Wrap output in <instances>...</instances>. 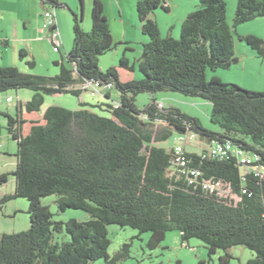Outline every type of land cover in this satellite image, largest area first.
Here are the masks:
<instances>
[{
	"label": "trees",
	"instance_id": "trees-1",
	"mask_svg": "<svg viewBox=\"0 0 264 264\" xmlns=\"http://www.w3.org/2000/svg\"><path fill=\"white\" fill-rule=\"evenodd\" d=\"M41 2L46 9L64 5L61 0ZM157 8L168 11L167 0L136 3L141 31L148 36L137 58L142 74L138 80L121 82L116 67L103 71L98 66V57L116 45L101 0H92L89 31L82 29L71 11L73 44L64 59L54 61L57 74L36 75L16 66H0V92L22 88L34 92L24 104L28 112L41 109L44 95L79 97L83 90L76 86L86 80L110 82L119 92L117 101H79L76 109L49 105L42 123H33L26 134L17 115L0 110L7 118L8 134L16 141L15 187L13 193L0 197V211L7 201L23 197L30 222L26 230L0 232V264H92L99 258L115 264L127 255L129 244L110 257L107 224L149 232V248L157 247L168 231L177 230L182 241L199 239L209 257L223 250L219 264H229V248L243 245L254 252L245 264H264V175L243 173L235 157L202 158L189 151L184 153L188 166L201 171L197 181L189 184L186 175L172 169L173 148L157 145L171 130L193 132L208 143L228 140L242 146L264 165V92L223 82L217 76L206 78V69H227L238 61L234 37L264 56V39L235 30L241 23L264 17V0H237L234 29L226 21L225 0H199L198 7L181 21L178 38L170 33L161 36L151 17ZM18 55L28 57L24 49ZM25 63L30 69L35 66L33 59ZM119 64L132 69L124 55ZM161 91L209 101L210 120L220 130L205 128L197 117L178 108H164L155 98L143 109L136 106L137 94ZM103 96L110 99L107 91ZM102 106L106 115L91 109ZM6 179V173L0 174V184ZM203 180L229 184L236 199L219 198L203 189ZM52 194L59 211L79 209L90 218L55 220L41 203V198ZM62 231L69 239L59 242L56 234Z\"/></svg>",
	"mask_w": 264,
	"mask_h": 264
},
{
	"label": "rangeland",
	"instance_id": "rangeland-1",
	"mask_svg": "<svg viewBox=\"0 0 264 264\" xmlns=\"http://www.w3.org/2000/svg\"><path fill=\"white\" fill-rule=\"evenodd\" d=\"M65 5L78 6L76 12L79 19H81L80 0H61ZM227 3L226 21L232 27L233 15L237 0H225ZM68 5V8L70 7ZM63 8L56 7V11ZM65 8V7H64ZM71 8V7H70ZM159 13V26L161 36H166L168 33L173 34L175 38L179 37L181 21L178 11L169 13L161 8L155 9ZM154 10V11H155ZM67 14L63 15L62 22L59 19V25L62 33V40L64 41L65 52H69L73 44V16L71 9H64ZM171 22L172 27H168L167 23ZM239 34H254L264 39V17H258L251 21L241 23L235 27ZM148 37V36H147ZM41 43V42H40ZM39 43V44H40ZM115 43V42H114ZM115 47L105 52L98 57V66L105 71L109 67H116L120 80L127 79L138 80L142 78L141 72L137 67V58L142 49L141 43H134L131 49H126V45L115 43ZM64 50L61 48L60 53L54 52L51 45H46L42 48L40 45L36 46L35 66L30 69L26 63V59H21L19 62L20 71L29 72L36 75L53 76L59 72V67L52 61L54 58L60 61L64 59ZM234 50L238 61L232 64L229 68L223 69H206V78L210 79L212 76L219 77L223 82L235 83L240 87L251 90L264 92V56H258L244 41L234 37ZM66 53V54H67ZM127 54L128 64L132 69H127L120 66L119 60L121 56ZM31 59V57H28ZM217 74V75H216ZM219 75V76H218ZM16 90H8L0 92V110L7 111L12 116L15 115L14 104L17 101ZM33 92V91H32ZM31 90L26 88L21 89L22 94H31ZM85 98L88 104H96L102 98L91 96L89 91L85 92ZM118 93L115 88L111 89L110 99H105L108 102L116 100ZM46 103L41 106V111L45 110L48 104L63 106L69 109L79 108V98L70 93H62L57 95H44ZM155 98L156 101L162 104L164 108L175 107L181 112L190 116L197 117L201 124L212 131H219L220 128L211 122V103L205 99L197 96L185 95L173 91H161L156 93H139L135 96V104L138 108L143 109ZM102 108H91L98 114L106 115L107 112ZM40 110L32 111L33 116L40 118ZM23 116L29 120V113L25 108H22ZM7 118L0 115V174L6 173L7 179L0 184V192L5 194L13 193L15 187V177L12 171L16 167V141L11 138L6 130ZM27 123H23V133L26 134ZM191 132H186L190 134ZM179 135L175 130H171V135L164 141L158 142L157 145L170 149L176 145H182L187 151L199 152L202 148L208 145L205 140L201 139L197 134H194L192 140L180 142ZM55 195H48L41 198V203L47 205L53 214L55 220L66 221L70 218L77 220H87L90 218L89 214L79 210L67 208L64 211H59L54 202ZM28 201L23 197H17L7 201L0 211V232L13 233L26 230L29 227V214L27 212ZM107 233L110 243L107 248V253L112 257L120 250L124 243L129 244V251L126 256L121 258L115 264H172L176 260H180L181 264H219V256L223 254V250L218 249L209 257L204 244L197 238L191 237L187 241H182L180 233L177 230H170L166 233L165 238L155 248H149L147 241L149 239V232H138L129 226H119L117 224H107ZM68 234L62 231L56 234V240L59 242L67 241ZM232 258L229 264H245L246 261L254 256V252L243 245H236L228 249ZM109 257V258H110ZM92 264H108L104 258H99L92 262Z\"/></svg>",
	"mask_w": 264,
	"mask_h": 264
},
{
	"label": "crops",
	"instance_id": "crops-1",
	"mask_svg": "<svg viewBox=\"0 0 264 264\" xmlns=\"http://www.w3.org/2000/svg\"><path fill=\"white\" fill-rule=\"evenodd\" d=\"M104 7V14L106 16L109 29L112 35V39L115 43H121L126 45V49H131L134 43H141V45L148 41V37L142 33L140 23L138 20L136 12V3L139 0H101ZM199 0H167L168 12L172 13L178 11L180 14V21H182L191 11L195 10L198 7ZM69 5V4H68ZM63 5L61 10L65 8L77 12L78 6ZM91 6L92 0H81V19L80 25L83 30L89 31L91 28ZM65 7V8H64ZM41 0H0V66H16L20 69L19 62L21 58L18 53L19 50L24 49L28 53V57H31L35 61L36 56V46H41L44 48L46 45H51L53 49V44L48 39L50 35L49 29L42 28V12L46 9ZM56 11V25L60 34V46L57 51L60 53L61 48L63 50L64 41L62 40V33L59 25V19L62 22L63 15H66V11ZM159 13L155 10L151 17L156 20L159 26ZM168 27H172V23H167ZM160 30V26H159ZM172 30V34H173ZM161 33V32H160ZM171 34V35H172ZM41 42V43H40ZM40 43V44H39ZM54 51V50H53ZM56 52V51H54ZM67 52L64 50V55ZM124 56L127 58V54ZM26 59H29V58ZM57 61L56 58L52 60ZM25 71V70H23ZM217 75V74H216ZM219 76V75H218ZM120 80V78H119ZM129 79L125 80L128 81ZM121 82H125L120 80ZM113 89V88H112ZM29 90V89H27ZM17 101L14 104L15 106V115L18 116L21 123V130L23 133V123H27V131L29 132L33 123L38 122L42 123V114L43 111L40 110V118L33 116L32 113H29V120L24 118L22 108L27 100H29L33 93L31 94H22L21 89L16 90ZM86 91L80 93L79 101L88 103L85 98ZM109 96L111 97V89L108 90ZM116 97L117 101L119 99V92ZM62 94L56 93L53 95ZM52 95V96H53ZM99 97V96H96ZM101 100L97 103L107 102V98L101 96ZM46 103V98L44 97V102ZM160 105H162L159 102ZM52 105L48 104L47 106ZM46 106V107H47ZM3 111V110H1ZM7 112V111H5ZM8 113V112H7ZM9 114V113H8ZM11 115V114H10ZM14 115V116H15ZM27 132V133H28ZM24 134V133H23ZM208 145V142H206ZM204 149V148H202ZM201 151V150H200ZM199 151V152H200ZM5 193L0 192V197Z\"/></svg>",
	"mask_w": 264,
	"mask_h": 264
},
{
	"label": "built area",
	"instance_id": "built-area-1",
	"mask_svg": "<svg viewBox=\"0 0 264 264\" xmlns=\"http://www.w3.org/2000/svg\"><path fill=\"white\" fill-rule=\"evenodd\" d=\"M42 28L49 29L50 35L49 40L53 44V50L58 51L60 46V34L56 25V16L54 9H45L42 12ZM83 91H89L91 96H103L104 93L112 88L110 82L104 83L100 80H86L85 82L76 86ZM117 103L114 104L117 107ZM193 132L190 134L184 133V135H179L178 140L180 142H185L186 140H192L194 138ZM175 158L171 161L172 169L181 173V175H186L187 182L193 184L197 181V178L201 175L199 169L189 167L188 161L184 157L185 148L178 144L173 147ZM202 158H226L235 157L238 163L242 167L243 173L253 172L255 175H264V165L257 162V157L249 155L248 152L242 148V146H237L231 141H217L213 140L208 143V146L202 149L200 152ZM203 189L210 192H214L219 198H233L236 196L231 192L230 185L221 180H203L201 183ZM243 193L246 192L245 189L242 190Z\"/></svg>",
	"mask_w": 264,
	"mask_h": 264
}]
</instances>
